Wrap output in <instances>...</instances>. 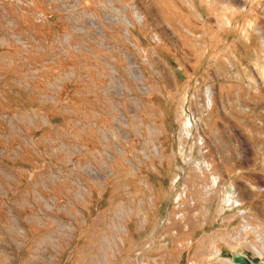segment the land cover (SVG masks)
<instances>
[{
    "label": "rangeland",
    "instance_id": "obj_1",
    "mask_svg": "<svg viewBox=\"0 0 264 264\" xmlns=\"http://www.w3.org/2000/svg\"><path fill=\"white\" fill-rule=\"evenodd\" d=\"M235 253L264 264V0H0V264Z\"/></svg>",
    "mask_w": 264,
    "mask_h": 264
},
{
    "label": "water",
    "instance_id": "obj_2",
    "mask_svg": "<svg viewBox=\"0 0 264 264\" xmlns=\"http://www.w3.org/2000/svg\"><path fill=\"white\" fill-rule=\"evenodd\" d=\"M232 263L234 264H252L251 261L242 254L235 253L232 255Z\"/></svg>",
    "mask_w": 264,
    "mask_h": 264
},
{
    "label": "bare ground",
    "instance_id": "obj_3",
    "mask_svg": "<svg viewBox=\"0 0 264 264\" xmlns=\"http://www.w3.org/2000/svg\"><path fill=\"white\" fill-rule=\"evenodd\" d=\"M187 127V126H186Z\"/></svg>",
    "mask_w": 264,
    "mask_h": 264
}]
</instances>
